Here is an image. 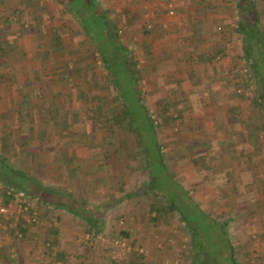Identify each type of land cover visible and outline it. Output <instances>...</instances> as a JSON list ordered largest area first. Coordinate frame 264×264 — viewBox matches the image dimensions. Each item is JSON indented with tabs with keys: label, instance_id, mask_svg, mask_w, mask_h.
<instances>
[{
	"label": "rangeland",
	"instance_id": "374dc122",
	"mask_svg": "<svg viewBox=\"0 0 264 264\" xmlns=\"http://www.w3.org/2000/svg\"><path fill=\"white\" fill-rule=\"evenodd\" d=\"M93 1L107 20L116 24L139 75L148 76L141 80L139 102L128 96L126 109L134 118V134L139 133L140 142L149 152L150 170L155 178L152 188L147 190V180H142L143 172L152 175L142 163V152L136 156L140 162L130 161L128 175L124 177L122 172H117L118 177H123L122 193L109 165V154L111 162L120 160L122 156L120 148L123 144L120 140H123V135L113 133L108 120L115 114L113 109L119 112L125 102L113 103L116 98L109 96L110 82L97 59L100 51L114 54L113 44L102 38L103 42L97 45L100 50H96L95 44L88 40L80 27L83 20L82 25L95 32L94 39L100 41L102 25L93 11H80L74 17L53 0H39L40 5H34L33 0H0V31L4 32H0V37L5 35L10 23L11 31L21 29V17L30 13L28 7L32 6L37 16L46 22H43L46 34L51 33L52 36L54 32L64 43V50L54 49L51 55L65 51L70 80L77 82L82 74L90 90V98L83 101L85 109L81 107L83 102L76 100V88L72 89L68 104L64 102L66 113L58 118L59 126H63L65 133L61 139H54L53 135L43 136L36 129L47 130L30 125L23 138L26 130L18 128L15 113L6 112L7 107L14 105L15 108L16 105L0 102V155L48 186L52 170L58 169V166L49 165L48 156L55 157L54 163L59 162L65 149L64 153L73 157L74 164L69 178L61 173L64 183H50L49 188L88 202L83 207L90 206L94 213L93 216L88 212V224L67 210L54 211L49 206L46 214L39 212L36 200L28 197L8 200V203L12 201L10 213L7 218L0 216V264H52L53 261L55 264H129L134 261L146 264H200L204 254L199 252L198 259L193 255V232L182 218L180 209L198 228L205 251L210 252L214 260L212 262L209 258L210 264H230L228 248L219 232V224L223 221H228L223 237L233 246L234 257L241 264H264V213L249 215L253 207L246 209L245 206V202L252 197L249 187H246L249 176L241 167L237 168L240 170L239 179L229 184L228 171L230 173L232 169V177L239 172L235 173L232 165L218 164L222 158L216 153L219 132L214 126L217 125L215 119H218L214 112L224 118L223 122L231 121L234 127L239 117L227 118L236 115L235 107L251 103L259 93L249 64L243 58L240 37L236 34L239 22L236 0ZM253 1L259 10L261 7V29L264 32V0ZM24 2L33 5L25 7ZM70 2L74 7L83 4L82 0ZM62 3L66 5L65 1ZM8 7L15 9V13L7 10ZM49 37L43 44L49 43ZM236 55L241 60L239 67L243 79L248 82L246 86L238 81L240 77H235L236 69L232 62L236 61ZM91 61L94 63L89 67ZM93 71L97 76L90 75ZM93 82L98 83L97 88ZM219 83L224 85L221 90H218ZM2 84L1 90L5 89L4 93H7L9 87ZM62 86L55 84L51 89L58 92ZM10 90L14 91V88L10 87ZM126 93L128 95V91ZM93 97L98 98L97 103ZM72 112L75 113L71 115ZM143 112L149 118L144 119ZM98 116L101 118L100 125ZM17 140L33 144L32 151L17 149ZM130 140L129 145L134 147L133 134ZM68 142L72 146L63 148ZM156 146L160 148L164 169L159 163L161 156ZM115 150L119 151L118 154L111 153ZM235 153L231 151V160H234ZM94 159H98L97 166L84 165V162L91 164ZM198 161L205 163L208 169L202 176L197 173L200 170ZM139 163L142 165L139 166ZM2 191L0 183L1 202L6 205L7 196L1 194ZM146 192L151 196H146ZM236 192H241V198H235ZM128 193L135 194L127 198ZM196 193L199 196H195ZM170 201L176 205V210L172 209ZM152 205L162 210L159 220L151 221L156 214L149 211ZM40 213L45 214L43 218L39 217ZM215 213L220 215L215 216ZM34 214L37 222H27ZM94 219L104 221L99 238L87 230ZM52 229L58 230L56 241L49 234ZM121 232L129 236L122 237ZM128 237H135V240ZM51 243L52 248H45L48 253L44 255L42 245L49 247Z\"/></svg>",
	"mask_w": 264,
	"mask_h": 264
},
{
	"label": "trees",
	"instance_id": "16d2710c",
	"mask_svg": "<svg viewBox=\"0 0 264 264\" xmlns=\"http://www.w3.org/2000/svg\"><path fill=\"white\" fill-rule=\"evenodd\" d=\"M53 1L56 2L58 6H61V7L64 6L66 11L71 16H74V17L78 16L77 14L80 11H85L86 13H90L91 11H93V14L97 16L96 19H98L102 25L101 30L103 31V35L102 37L100 36L101 37L100 41L97 42L94 39L95 37L93 35H95V32L88 31L87 28H85L82 25L83 20L80 23L81 24L80 27L84 30L88 40L92 42L93 44H95L96 50L98 51L100 50L97 48V45L99 46L100 45L99 43L103 42L102 38L106 39V41L110 43L111 45L113 44L112 46H113V49L115 50L114 54L110 55V54L105 53L104 51L102 52L100 51L99 54H97L98 55L97 59L102 63L106 77L108 81L110 82V88L108 89L109 96L110 97L114 96L116 98V100L112 99V100H115L113 103L121 104V100L125 102L122 105L121 110L119 112L113 109L115 114L111 116L110 119L108 120L109 122H111L110 124H112L110 126L112 132L123 135V138H122L123 140H120L121 141L120 143L123 144L122 147L120 148V151L122 150L121 151L122 156L120 157V160H114L113 162H111L109 161L111 154H109L108 156L109 165L114 170V176L116 177L117 188L119 192L122 193L124 192L123 191L124 185L123 183H121V179L123 177L122 178H120L121 176L118 177L117 172L119 171L122 172L121 174L124 177L128 175V170L130 169V161L135 160L136 162H140V159L138 160L136 157L138 152L143 153L142 163L146 166V168L149 171H151L150 170L151 161L149 162L150 156H149L148 150H146L147 147H145L143 143L140 142L141 136L139 135V133L137 132L134 134L135 126H136L134 124V120H133L134 118H131V116L129 115L126 109V100L128 96H132L136 100L138 99V102H139V99L141 98L140 97L141 80L145 77L147 78L148 76L142 75L141 77L139 75L138 70L136 69V63L132 60V58L127 52V45L124 42L122 43L123 40L118 34L119 30L116 24H114L113 21L109 22L107 20L108 18L105 17L101 13V11L96 6L93 0H82L83 4L77 7H74L73 5H71L70 0H53ZM62 1H65L66 5H63ZM30 4L31 3L28 4L24 2L25 7L28 5L29 6L33 5V4L30 5ZM236 6H237L236 8L238 11L237 12L238 17H239L236 34H238L240 37L242 50H243V58L246 59V61L249 64L250 70L255 79L254 84L259 89V93L253 98V101L251 103H245V105L235 107L234 114L236 115H232L229 117L230 120L235 119V116L246 118L247 126H248V130H247V135H248L247 152L248 153L246 154V162L245 163L243 161L241 162L240 157L242 158L243 154L239 155V152L236 150L235 143L230 144L229 139L228 141L225 140L227 142V146H224V149L221 151L222 156L221 155L219 156L222 158V160L220 161L223 162V164H227L228 166L232 165L233 169H235V173L239 172L238 174L236 173V175H234L235 177H232V169H230V173L228 171L227 174H229V180H230L229 184L231 182L235 183L238 181L239 179L238 176H240V170H236V169L237 168L239 169L240 167H238V164L242 163L243 166L241 167L242 168L241 170H244L246 173V176H249V179H248L249 182L246 185V187H249L250 193L253 197V198H249L246 201L247 203L246 209L253 207L252 212L249 213V215L253 216L255 215V213L256 214L264 213V46H263L264 32L261 29L262 27L261 18H260L261 7L259 10L258 6L253 0L252 2L251 0H236ZM28 8L29 10L31 9L30 10L31 12L30 13L28 12L27 15H24L21 17L22 26H20L21 29L19 30H32V29L36 30L37 29L42 34L46 33V31L43 30L44 28L43 22L45 21L41 19V16L40 18L37 16L38 13L36 12V10L32 8V6ZM8 9L11 10L12 8L8 7L7 10ZM43 9H44L43 11L45 12V6ZM11 11H13L12 13H15L16 10L13 9ZM97 11H98V15H97ZM131 23L133 24L134 21H132ZM0 28H1V24H0ZM0 32L3 33L2 31ZM3 37H0V69H1L0 70L1 71L0 73V93L1 92L3 93L2 96L0 97V102H3L2 97L5 95L6 97L10 99H14V100L16 99L15 100L16 102L14 103L16 105L14 112H12V109L9 110L10 107L13 108L14 105L7 107L6 112L9 110L8 113H11V114L15 113V118H16L15 121L17 122L18 128L21 130H24V129L26 130L25 133H23L22 135L23 138H25L24 135H26L27 130L30 129V127L28 128V126L30 125L32 127H38L39 129H45V130H48V127L51 126L52 128L56 130L55 132V130L53 129L54 134L52 137L54 139H61L63 136H65V133L63 132V128H62L63 126L61 127V124L59 126L57 118L55 119L47 118L48 109L49 110L52 109L53 111L61 110V108L64 107L65 101L68 104V98L72 97L71 92H72V89H75V88L77 89V93H78L77 102L80 103L86 99H87L86 101H88V97L90 98V90L88 88L89 83L87 84V82L84 81L86 80V77L81 74L77 82L75 81L72 82V80H70L71 76L68 75L69 64L67 63L68 60L65 58V54H64L65 51H62V53H56V54L51 55V53H54L55 50H64L63 49L64 47L62 46L64 43L60 39H58L56 34L53 32L52 36L49 37V43L47 44L50 47L55 46L53 47L55 50L51 49L50 51H48L46 55L48 56L50 53L49 57L44 56L45 58H47L46 59L47 63H49L50 65L49 66L50 77L45 80L42 79L43 82L39 85L40 87L36 89H27L25 94H24L25 89H21L20 97L19 96L16 97V95L10 96L12 93L15 94L12 90H10V84L13 78L12 74L14 73V71L10 70L8 67L6 68V63H4L5 62L4 60H6L4 59V57L6 58L7 53H8L7 51L8 45H7L5 38ZM235 60L236 61L232 62V65L236 69L235 77L236 79L240 77L238 81H242L243 85L246 86L248 82L247 80L243 79V76L240 72V67H239L240 66L239 63L241 62V60H239L237 55L235 56ZM92 63H94V61H91V63H89L88 66L91 67ZM93 69H94V66H93ZM90 75L97 76V73L93 71L92 73H90ZM90 79L92 80L91 76H90ZM47 81L51 83L63 85L62 87H60L61 89L58 90V92L54 91L57 94V95H54V97H52V100L53 98H55L54 103L53 102L48 103L47 101H44L41 103L40 102L35 103L33 101L32 103L29 102V99H30L29 97L33 93H37L41 97L47 95L43 91V89L47 90V88L44 86V84H46ZM124 82H126L128 85L127 84L123 85ZM2 83H5V85H7L6 88L9 87V90H7V93H4L5 89L3 91L1 90L2 85H3ZM94 87L97 88L98 83H94ZM84 88L86 91L84 90ZM126 91H128V95H126L127 94ZM63 96H65L64 100H62ZM60 98H61V101H60ZM96 98L97 97H93V101L95 103L98 102L97 101L98 98L97 100ZM60 104L62 105L60 106ZM81 107H84L85 109L86 106L84 102ZM92 107H94V104H92ZM102 109L104 110V107ZM80 110L81 109H78V111ZM99 110L100 109H98V111ZM142 110L143 108H141V111ZM74 113L75 112H72L71 115ZM143 113L142 115L144 119L149 118L145 112ZM100 120L101 118H99L98 116L97 122L99 125L101 124ZM103 120H104L105 125H107L106 119L104 118ZM240 120L241 119L238 118V121ZM227 122L229 123V121ZM43 125H46V126H43ZM117 126L118 128H116ZM228 126L231 128V123L228 124ZM59 127L62 128V131L57 130ZM229 127L225 126L226 131L228 130L232 131V129H230ZM132 134L134 136V143H135L134 147H131L129 145V143L131 144L130 136ZM48 136H51V135L48 134L47 137ZM235 136L238 137L237 134ZM255 136L257 138H253ZM15 144H16L17 149L21 151L22 150L32 151L34 147L33 144H29V142L27 141L17 140L15 141ZM156 148L158 149L160 156H161L160 148H158L157 146ZM64 150H63L62 157L64 158V160H68V161L65 162L64 167L62 168L63 172H62V169H60V171L61 173H64L63 175L65 176L67 175L68 177L70 170L74 165L72 163L73 157L69 156V154L68 155L65 154ZM231 151H233L234 153L235 152L238 153V155L235 153L234 161L231 160L233 156L231 155ZM14 152L16 154V151ZM118 152L117 150L111 151V153L113 154H116V153L118 154ZM186 158H188L189 161H192L189 156H186ZM201 159L204 161L203 157H201ZM142 163H139L138 165L141 166ZM159 163L163 165V169H164L165 164H164V160L162 156L159 157ZM198 164H199L198 167L200 168V170L198 169L199 171L197 173L200 176H202V174L203 175L206 174L208 169L206 168L207 166L205 165V163L198 161ZM116 168H118L119 170H116ZM57 170L56 169L52 170L53 172H52V175L50 176L51 177L50 181L47 182L48 186H44V184H42L39 180L35 179V177H32L30 174H27L25 170H22L21 168L15 166L5 157H2L0 155V183L2 184V187H3V191L1 194H3L6 197L7 196L6 193L8 192L10 194L11 193L12 194L22 193L23 195L22 197L24 198L28 197L32 200L33 199L36 200V203L39 208V212H45L46 214L49 206L53 207L52 210L54 211L67 210L71 213H74V215H76L77 217L81 218L82 220L86 221L89 224L90 219L88 217V212L91 213L93 216H94V213L91 212L90 206L87 208L83 207L87 205L86 203L88 202H84L82 199H79L74 196L61 193L58 190H53L49 188L51 187V184L61 185L62 183H64V179L59 178V174ZM147 173L148 172L145 171L142 173L141 176H142L143 181L147 180L148 182V183L146 182V184L148 185L147 190H149L152 188L151 186L155 178H154V174L152 171H151L152 173L151 176L150 174H147ZM139 189L142 190V188H139ZM226 192H228V189ZM256 192L258 195L257 199H255ZM152 193L156 194L154 191ZM134 194L128 193L126 194V197L130 198ZM146 196L150 197L151 193L146 192ZM170 203H171L172 209L176 210V205L171 201ZM149 211L156 213V214L154 213L155 215L153 216V218H151V221L160 219L159 215L162 212L161 208H158L152 205L150 206ZM169 211H171V209H169ZM83 212L85 213L84 216L82 215ZM179 212L180 213L183 212L181 214L182 218H184L186 224L189 226V228H191V231L193 232V239H192L193 255L198 259V256H197L198 253L202 252L204 254L203 256L204 258L201 261H199V263L200 264H210L209 258L210 259L212 258V254L208 251H205V246H204V243L202 242V239H201L202 237H200V233H198V228L192 225L193 222L188 219L187 214L185 215L183 209H180ZM200 213L203 214L204 217H207L204 213L202 212ZM45 214L40 213L39 217L43 218ZM216 215H220V214L215 213V216ZM103 223L104 221L101 219H94V223L93 224L90 223L91 228L87 230H89L93 234V236H96V238H98L100 236L99 234L101 232L100 228L102 227ZM227 224H228V221L221 222L219 224V232L222 235L223 242L226 243L225 246H227L228 248V253H229L228 261L230 262V264H241L240 261H238V258L234 257L233 246L229 244V241H227L226 237H223V235L225 234V227L227 226ZM49 234H51V236L53 237V241H56V239L58 238V230L52 229L51 233ZM120 236L127 237L129 236V234L125 232H121ZM128 238L132 241L135 240V237L133 238L128 237ZM121 239H124V238H121ZM52 245H53L52 243L49 244V247H44L42 245L43 250H45V248L51 249ZM47 253L45 250L44 255ZM212 262H214L213 258H212ZM52 264H55V262L53 261ZM129 264H146V263L134 261V262H130Z\"/></svg>",
	"mask_w": 264,
	"mask_h": 264
},
{
	"label": "crops",
	"instance_id": "0c3cea01",
	"mask_svg": "<svg viewBox=\"0 0 264 264\" xmlns=\"http://www.w3.org/2000/svg\"><path fill=\"white\" fill-rule=\"evenodd\" d=\"M33 2H35L34 5H40L41 2H39V0H33ZM197 6V5H196ZM196 18V17H195ZM208 18L209 16H207V23H208ZM192 19H194V17H192ZM194 20H192L193 22ZM7 31H5V35L3 38H5L6 42H7V57L6 60H4L6 63V68L8 67L10 70H13L14 73L12 74L13 79L11 80V84L10 87L14 88V93L15 94H11L10 96L16 95V97H20L21 95V89H25L24 94L26 93L27 89H36L38 87H40L39 85L43 82L42 79H47L50 77V69H49V63H47V58H45L44 56H47L46 54L48 53V51H50L51 49H54L53 47L55 46H51L49 47L48 44H43L44 41L50 36L51 37V33L50 34H42L40 31H38L37 29L34 30H17V31H11L12 27H11V23L9 24V26L6 28ZM4 33V32H3ZM57 36V34H56ZM50 55V54H49ZM49 55L47 57H49ZM69 75V73H68ZM13 81V82H12ZM48 82V83H47ZM46 84H44V86L47 88V90L43 89L44 93L47 94L46 96H39L37 93H33L30 95V99L29 102L32 103H38V102H44L47 101L48 103H51L55 101L54 95H57L54 91H52V87L55 86L56 83H51L49 81H47ZM220 86L218 87V90H221V88H223V84L219 83ZM57 85V84H56ZM49 87V89H48ZM38 90V89H37ZM47 91V92H46ZM38 92V91H37ZM19 93V95H18ZM78 96V95H77ZM65 99V96L62 97V100ZM3 103H15L16 99H10L8 97L3 96L2 97ZM77 100V98H76ZM61 101V98H60ZM14 111L15 108L10 107L9 110ZM8 110V111H9ZM66 113V110L64 109V107L61 108V110L59 111H53L52 109H48V113H47V118L48 119H55V118H59L62 114ZM216 115V124H214V126L216 127V130L218 129L219 135H218V139H217V145H216V153H218L217 155H221V151L224 149V146H227V142L225 140L228 141L229 139V143H235L236 145V150L242 155V158L245 159L243 160L241 157V162L243 161L244 163L246 162V154H247V141H248V135H247V130H248V126H247V121L246 118H242L239 117V119H241L240 121H235L236 125L234 127L231 126V128L228 126V124H230L231 121L228 122H223L224 118H221L220 116H218L217 112H214ZM57 115V116H56ZM37 117V116H35ZM228 120L230 118H227ZM226 127H229L230 129H232V131L228 130L226 131L225 129ZM53 129L51 126L48 127L47 133L44 132L43 130H38L36 129V131H38V133H43V136H45V134H50L53 135ZM55 130V129H54ZM57 130L62 131V128H58ZM56 132V130H55ZM234 136H233V134ZM238 135V137H236L235 135ZM229 135L230 138H226V136ZM232 135V136H231ZM101 137H102V133H101ZM65 138V137H64ZM253 138H257L256 136ZM102 139V138H101ZM256 140V139H255ZM254 140V141H255ZM221 145V146H219ZM69 147L72 146L71 142H68L67 144L64 143L63 148L65 147ZM220 147V148H219ZM243 150V151H242ZM244 150H246V153L244 152ZM68 155V154H67ZM54 159L55 157L52 156H48V160L49 165L50 166H58V174H59V178L61 175V171H60V167H64L65 162H67L68 160H64L63 157H61V160H59V162L54 163ZM76 159H79V157H76ZM235 160V158H234ZM232 160V161H234ZM94 161V163H93ZM91 164H89V162H84V165H98V159H94ZM88 163V164H87ZM218 164L223 165L222 162H218ZM242 163L238 164V167H242ZM69 178V175L68 177ZM246 195V191H243ZM198 193V192H197ZM195 196H199V195ZM241 193V192H240ZM236 192V196L235 198H241V194ZM239 194V195H237ZM253 198V197H250ZM258 198L257 192L255 195V199ZM245 206L247 207V203L245 202ZM241 207V206H240Z\"/></svg>",
	"mask_w": 264,
	"mask_h": 264
},
{
	"label": "built area",
	"instance_id": "2783aa9c",
	"mask_svg": "<svg viewBox=\"0 0 264 264\" xmlns=\"http://www.w3.org/2000/svg\"><path fill=\"white\" fill-rule=\"evenodd\" d=\"M7 194V203H6V205H3V203L1 202L2 201V197H0V216H3L4 218H7L8 217V214L10 213V209H11V203H12V201L10 202V203H8V200L10 201V200H13V201H17L18 199H19V197H22L23 195H22V193H14V194H10L9 192L8 193H6ZM11 215V214H10ZM36 219H37V217H36V215L34 214V215H32L31 217H30V219H27L26 221L27 222H34V223H36L37 221H36ZM99 238V237H98ZM156 246L158 247H160V244H156Z\"/></svg>",
	"mask_w": 264,
	"mask_h": 264
}]
</instances>
